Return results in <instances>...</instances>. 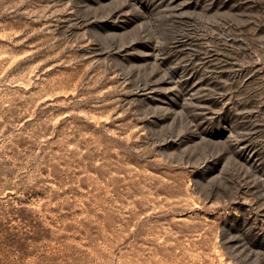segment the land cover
I'll return each mask as SVG.
<instances>
[{
	"label": "rangeland",
	"instance_id": "rangeland-1",
	"mask_svg": "<svg viewBox=\"0 0 264 264\" xmlns=\"http://www.w3.org/2000/svg\"><path fill=\"white\" fill-rule=\"evenodd\" d=\"M0 264H264V0H0Z\"/></svg>",
	"mask_w": 264,
	"mask_h": 264
}]
</instances>
